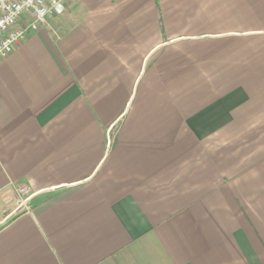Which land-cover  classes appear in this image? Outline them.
<instances>
[{"label": "crops", "instance_id": "1", "mask_svg": "<svg viewBox=\"0 0 264 264\" xmlns=\"http://www.w3.org/2000/svg\"><path fill=\"white\" fill-rule=\"evenodd\" d=\"M0 264H264V0H62L0 63Z\"/></svg>", "mask_w": 264, "mask_h": 264}, {"label": "built area", "instance_id": "2", "mask_svg": "<svg viewBox=\"0 0 264 264\" xmlns=\"http://www.w3.org/2000/svg\"><path fill=\"white\" fill-rule=\"evenodd\" d=\"M61 7L62 0H0V63L31 33L47 25L51 16L60 13ZM111 134L115 136V131L112 130ZM16 194L14 213L29 212L34 196L30 187H17Z\"/></svg>", "mask_w": 264, "mask_h": 264}]
</instances>
